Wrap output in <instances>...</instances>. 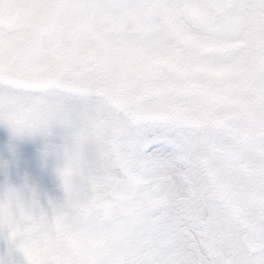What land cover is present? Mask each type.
<instances>
[{
    "label": "snow or ice",
    "instance_id": "6c2138e0",
    "mask_svg": "<svg viewBox=\"0 0 264 264\" xmlns=\"http://www.w3.org/2000/svg\"><path fill=\"white\" fill-rule=\"evenodd\" d=\"M0 123L46 138L58 190L0 183V264H264V0H0Z\"/></svg>",
    "mask_w": 264,
    "mask_h": 264
},
{
    "label": "clouds",
    "instance_id": "9594fccd",
    "mask_svg": "<svg viewBox=\"0 0 264 264\" xmlns=\"http://www.w3.org/2000/svg\"><path fill=\"white\" fill-rule=\"evenodd\" d=\"M199 151L196 161L211 195L223 205L239 225L244 238L251 239L255 232L249 207L242 198L240 188L232 178V153L221 143L226 127H203L198 130ZM264 212V209H261Z\"/></svg>",
    "mask_w": 264,
    "mask_h": 264
},
{
    "label": "rangeland",
    "instance_id": "374dc122",
    "mask_svg": "<svg viewBox=\"0 0 264 264\" xmlns=\"http://www.w3.org/2000/svg\"><path fill=\"white\" fill-rule=\"evenodd\" d=\"M21 142L24 145L23 152L15 160L14 165L21 167L24 173L21 178H17L14 183H9L13 186H18L25 181L34 185L41 194H47L50 197L58 195L54 163L51 158L45 163L43 161V153L46 143V138L37 135L18 136L13 134L11 129L0 123V168L3 161L7 158L6 151L9 147ZM41 164H46L48 167L47 173L42 181L38 180V169ZM3 180L0 179V183Z\"/></svg>",
    "mask_w": 264,
    "mask_h": 264
}]
</instances>
